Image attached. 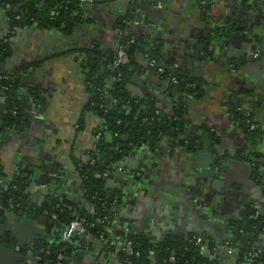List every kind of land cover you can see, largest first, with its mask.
I'll return each instance as SVG.
<instances>
[{"label":"crops","instance_id":"1","mask_svg":"<svg viewBox=\"0 0 264 264\" xmlns=\"http://www.w3.org/2000/svg\"><path fill=\"white\" fill-rule=\"evenodd\" d=\"M81 11L69 31L50 29L30 18L15 24L0 0V74L17 82L23 120L9 126L0 90V245L9 241L0 264H50L32 243L42 236L41 250L62 244L68 221L43 207L69 218L96 214L81 170L103 121L87 78L107 76L109 101L117 79L107 61L123 40L133 54L127 92L146 116L154 105L177 127L105 174L113 216L101 237L84 228L66 243L71 264H123L132 233L154 242L205 234L215 249L207 258L237 264L225 247L232 223L249 209L264 218V0H92ZM148 52L158 73L191 81L194 93L171 96ZM240 115L253 119L244 124ZM22 249L25 257L16 256Z\"/></svg>","mask_w":264,"mask_h":264},{"label":"trees","instance_id":"2","mask_svg":"<svg viewBox=\"0 0 264 264\" xmlns=\"http://www.w3.org/2000/svg\"><path fill=\"white\" fill-rule=\"evenodd\" d=\"M3 1L10 6L8 14L15 24L22 23L21 19H16L19 15L29 14L31 20L41 27L69 31L81 14L76 0ZM16 11L19 12L16 13ZM54 12H58L57 16L53 15ZM122 45L128 47L127 41L123 40ZM128 53L130 62L125 66L115 67L114 57L107 61L109 75L117 79L113 89L109 92L111 97L109 101L105 99L104 95L107 76H98L92 74V72L87 78V86L93 95L92 109L98 111L103 121V126L99 132L101 134L100 139L97 141L95 149L88 154V160L82 165L81 170L89 198L97 210L95 215L85 217L86 229L97 237L103 235L109 223L102 224L101 221L105 217L111 220L113 216L111 205L105 195V174L129 151L145 143H157L164 136H172L174 131L171 130L173 127H177L174 126V121L169 120L167 116L156 115L154 105H151L154 112L146 116L145 110L141 109L142 101H137L127 92V86H129L133 77L130 70L133 64V54L129 51V48ZM148 55L155 58V60L157 59L154 52H148ZM156 63H158L157 60ZM156 69L154 68L153 71H156ZM158 75L167 83L166 91L171 96L181 97L185 93H194L191 81H187L179 75H170L168 69H165L164 73H158ZM173 78H176L179 83L173 84ZM16 85L17 82L14 79H6L5 76L0 74V90H3V87H9L5 91V106L8 112L7 122L9 126L16 125V127H19L23 120L21 105L15 91ZM180 114L181 112L177 110V115L180 116ZM240 117L241 121L248 125L247 121L253 119L251 116L243 117L240 115ZM124 135H129L128 141L123 140ZM15 184L18 190L17 197L21 199L22 196L24 201L26 199L24 180L17 177ZM25 203L23 202V204ZM43 209L50 212L57 211L53 206L43 207ZM253 213L254 211L249 209L239 220L232 223L234 233L229 241L233 243L232 247L238 254L237 264L244 263V256L247 252L255 247H264V218L259 216L258 220H252L249 217ZM58 214V220L70 222L73 218H69L60 211H58ZM260 222H263L262 227L259 226ZM92 224L95 226L91 227ZM126 240L132 242V247L121 252L123 264H219L217 261L207 258V255L201 251L202 244L208 246L211 250L214 246L213 241L205 234L191 233L178 241L154 242L153 239L141 234L132 233ZM59 253L65 254L67 261L70 262V253L66 244L63 243L54 245L50 248L49 255L42 253V256L50 264H56V257ZM137 254L139 255L137 256ZM211 254L214 253L211 252ZM170 259H174V262H169ZM255 264H264V257L257 260Z\"/></svg>","mask_w":264,"mask_h":264},{"label":"built area","instance_id":"3","mask_svg":"<svg viewBox=\"0 0 264 264\" xmlns=\"http://www.w3.org/2000/svg\"><path fill=\"white\" fill-rule=\"evenodd\" d=\"M92 0H82L80 3L77 4L78 7H82L83 5L87 4V3H91ZM7 8L10 9V6L7 5ZM58 12H54L53 15L57 16ZM20 17L18 16L16 19H19ZM259 55H256V57H258ZM130 62V56L128 53V47L126 45H121L116 53V55L114 56V66L115 67H121V66H125L127 64H129ZM150 65L151 67L155 68L157 63L155 59H151L150 61ZM165 69H159V73H164ZM6 78V77H5ZM9 79V78H6ZM173 84H178V80L176 78H173L172 80ZM9 89V87H3L4 91H7ZM252 130H255L256 127L253 125L251 126ZM101 134L99 133L97 135V141L100 139ZM60 211V210H58ZM61 212V211H60ZM46 214H48L53 220H58L59 218V214L58 212L54 211V212H50L47 211ZM260 216V213L258 210H256L252 215H250V219L252 220H258ZM108 222V219L105 217L101 223L105 224ZM95 225L92 224L91 227H94ZM86 229V219L85 217H82L80 215L74 214L73 218L70 222H68L63 235H62V243L66 244L69 241H71V239L82 229ZM233 243L230 242L229 240L225 243V247L230 249L233 252L237 253L234 249H233ZM250 244V242H249ZM124 246H125V251L129 250L132 247V242L131 241H125L124 242ZM54 247L52 246H48L46 247L44 250H42V253H45L46 255H49L50 253V248ZM215 249L213 247V249H209L208 246L206 245H201V251L204 253H210L213 252ZM139 254H137L138 256ZM238 257V254H237ZM264 257V247H255L254 249H252L251 251L247 252L244 256V263L243 264H255L257 260L262 259ZM169 262L173 263L174 259H170ZM56 264H71V262L67 261V258L65 256V254L63 253H59L56 257Z\"/></svg>","mask_w":264,"mask_h":264},{"label":"water","instance_id":"4","mask_svg":"<svg viewBox=\"0 0 264 264\" xmlns=\"http://www.w3.org/2000/svg\"><path fill=\"white\" fill-rule=\"evenodd\" d=\"M76 1H78V3H80L82 0H76ZM86 5H87V4L83 5L82 7H79L80 10H84ZM18 12H19V11H16V13H18ZM81 12H82V11H81ZM29 18L31 19V17H30L29 14L24 15V16L22 17V19H21L22 23H27V22L30 20ZM260 59H262V57H261ZM253 61H255V60H253ZM263 65H264V63H260V64H259V66H261V67H262ZM99 76H100V75H99ZM27 190H28V189H26V191H25L26 193H27ZM29 195H31V192H30ZM113 198H114V194H113V193H110V195H109V199H110V200H113ZM30 200H31V198H30ZM35 208H36V207H34V208L30 209V210L28 209V212L30 213L29 218H30V219H33V220H35V218H37L36 215H33L34 212L36 213V210H34ZM255 211H256V210H254V212H255ZM56 212H58V210H57ZM41 214H42V213H40L39 220L41 221L42 219H44V220H45V223H47V222H48V217H46V216H44V215H41ZM41 218H42V219H41ZM45 223H44V224H45ZM49 224H50V225H53V221L50 220V221H49ZM259 226L262 227V226H263V222H260V223H259ZM41 240H43V237H42V236L36 238V241H37V242H40ZM3 242H4V244L2 243V244L0 245V251H1V250H6V245H8V243H9V241H7V240H6V241L3 240ZM37 242L34 241V242L32 243V245L35 247V250H38V251L40 250V252H42L41 248H39L38 246H36V243H37ZM38 244H40V243H38ZM38 244H37V245H38ZM40 254H42V253H40ZM15 255H16V256H17V255H22L23 257H25V256H24V249L20 250V252H16V251H15ZM209 256H211V255H209ZM33 258H34V257H33ZM202 264H207V263H202Z\"/></svg>","mask_w":264,"mask_h":264},{"label":"rangeland","instance_id":"5","mask_svg":"<svg viewBox=\"0 0 264 264\" xmlns=\"http://www.w3.org/2000/svg\"><path fill=\"white\" fill-rule=\"evenodd\" d=\"M206 255H212L211 252L210 253H205ZM214 255V254H213Z\"/></svg>","mask_w":264,"mask_h":264}]
</instances>
